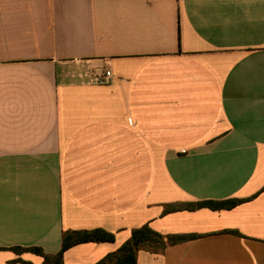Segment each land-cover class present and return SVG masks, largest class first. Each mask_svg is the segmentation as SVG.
Masks as SVG:
<instances>
[{"label": "crops", "instance_id": "0c3cea01", "mask_svg": "<svg viewBox=\"0 0 264 264\" xmlns=\"http://www.w3.org/2000/svg\"><path fill=\"white\" fill-rule=\"evenodd\" d=\"M145 224L197 237L136 264H264V0H0V264Z\"/></svg>", "mask_w": 264, "mask_h": 264}, {"label": "trees", "instance_id": "16d2710c", "mask_svg": "<svg viewBox=\"0 0 264 264\" xmlns=\"http://www.w3.org/2000/svg\"><path fill=\"white\" fill-rule=\"evenodd\" d=\"M240 199H229L225 201H200L191 203L168 204L164 207V213L180 210H197L200 208H209L212 210L231 209L244 202ZM197 235L191 234H173L162 235L151 230L148 225L131 230L130 237L114 252L108 253L96 264H136V256L139 250H145L151 253H161L170 245L186 242L195 239ZM113 235L101 229L88 231H68L63 233L61 247L54 254L44 253L38 247L21 248L14 247L11 250L17 254L30 252L42 258L41 264H63V253L70 247L85 242H112ZM23 264L29 262L20 261Z\"/></svg>", "mask_w": 264, "mask_h": 264}, {"label": "built area", "instance_id": "2783aa9c", "mask_svg": "<svg viewBox=\"0 0 264 264\" xmlns=\"http://www.w3.org/2000/svg\"><path fill=\"white\" fill-rule=\"evenodd\" d=\"M110 77H111L110 72L108 70H105L103 74L96 79V82L98 84H106L110 81Z\"/></svg>", "mask_w": 264, "mask_h": 264}]
</instances>
